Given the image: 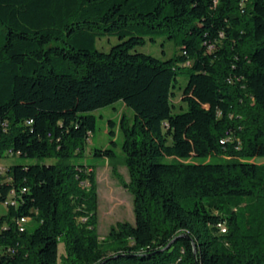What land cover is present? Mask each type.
I'll use <instances>...</instances> for the list:
<instances>
[{"label": "trees", "instance_id": "1", "mask_svg": "<svg viewBox=\"0 0 264 264\" xmlns=\"http://www.w3.org/2000/svg\"><path fill=\"white\" fill-rule=\"evenodd\" d=\"M106 36L119 39L108 50ZM160 36L173 54L136 49ZM119 100L133 111L120 129L135 221L101 239L94 167L72 159L93 111ZM10 152L39 161L0 173V202L15 200L0 264H59L61 241L62 264H264V162L245 160L264 157V0H0V158Z\"/></svg>", "mask_w": 264, "mask_h": 264}, {"label": "rangeland", "instance_id": "2", "mask_svg": "<svg viewBox=\"0 0 264 264\" xmlns=\"http://www.w3.org/2000/svg\"><path fill=\"white\" fill-rule=\"evenodd\" d=\"M117 37H104L98 40L97 46L108 50L112 44L118 42ZM138 51L151 53L158 57L166 58L174 53L175 46L165 36L156 38V41L147 39L145 44L136 47ZM181 85L187 82V77L180 75ZM173 102L177 105L175 111L185 110L186 103L182 98V88L177 87ZM97 117L96 128L90 134L86 144L85 155L82 158H73L72 162H82L93 165L96 175L97 189V231L101 239H104L110 228L119 222L129 221L134 223L133 196L129 189L124 185V181L128 182V168L124 163V152L122 150L123 133L120 129V122L123 117L131 121L133 111L126 106L121 100L111 105L97 108L93 111ZM113 121L110 124V121ZM96 148H112L116 155L108 158L104 155L94 154ZM234 157L226 152L222 156L208 157H168L164 161H181V162H221L229 161ZM247 161L264 162V157H249ZM38 159H23L19 156L8 154L0 158V165L4 168L18 162H38ZM85 189H87L85 187ZM7 205L0 202V215L6 213ZM36 225L34 220L28 222L27 226L32 229ZM66 247L63 241L59 244V264H62L66 255Z\"/></svg>", "mask_w": 264, "mask_h": 264}, {"label": "built area", "instance_id": "3", "mask_svg": "<svg viewBox=\"0 0 264 264\" xmlns=\"http://www.w3.org/2000/svg\"><path fill=\"white\" fill-rule=\"evenodd\" d=\"M9 154L13 155V152H10ZM5 172V168L0 165V173H4ZM88 185L87 183H84V186ZM6 205L10 204V203H15V200L12 198H8L5 202ZM28 218V217H26ZM29 219V218H28ZM18 224H19V220H18ZM217 228L219 229V231L221 233H226L228 231V227L226 225H223V221H220L217 223Z\"/></svg>", "mask_w": 264, "mask_h": 264}, {"label": "bare ground", "instance_id": "4", "mask_svg": "<svg viewBox=\"0 0 264 264\" xmlns=\"http://www.w3.org/2000/svg\"><path fill=\"white\" fill-rule=\"evenodd\" d=\"M29 219L28 218H26V217H22L21 219H20V222H19V224H20V226H21V229H24V223H26L27 221H28ZM223 225H226L227 226V224L225 223V222H223Z\"/></svg>", "mask_w": 264, "mask_h": 264}]
</instances>
